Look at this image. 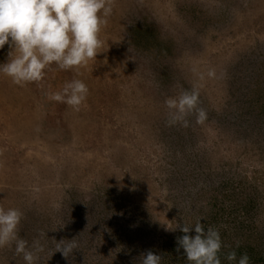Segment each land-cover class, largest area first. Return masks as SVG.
Segmentation results:
<instances>
[{"label":"rangeland","instance_id":"1","mask_svg":"<svg viewBox=\"0 0 264 264\" xmlns=\"http://www.w3.org/2000/svg\"><path fill=\"white\" fill-rule=\"evenodd\" d=\"M101 35L78 112L46 95L74 70L53 65L39 86L0 75V206L23 212L20 237L45 248L38 264H141L149 250L189 264L184 233L162 221L200 218L222 253L264 251V0H116ZM193 83L206 121L169 126L164 101ZM72 239L69 258L55 252ZM0 264L26 262L13 245Z\"/></svg>","mask_w":264,"mask_h":264},{"label":"clouds","instance_id":"2","mask_svg":"<svg viewBox=\"0 0 264 264\" xmlns=\"http://www.w3.org/2000/svg\"><path fill=\"white\" fill-rule=\"evenodd\" d=\"M116 0H0V49L7 44V61L0 63V75L7 77L18 86L36 83L38 86L46 79V73L55 65L59 71H75L71 80L65 81L58 91L46 93L49 101L64 103L74 111H80L87 100L89 87L78 78L81 69L95 61L104 51L102 32L108 25L114 11ZM199 81H204L205 73L193 67ZM208 78L216 77V70L209 69ZM202 83H193L192 87L171 95L165 101L167 124L190 127L189 117H195V123L203 125L207 119L206 110L200 106V88ZM39 130V129H37ZM23 212L17 208L0 206V249L15 245L16 255L23 256L26 264H38L39 255L45 248L40 240L28 241L19 235V225ZM167 224V229L177 228L184 235L177 237V252L182 248L189 264H221L220 252L223 242L218 229L209 227L207 231L201 223ZM195 230V235L189 233ZM41 235H43L41 233ZM239 247V244L236 245ZM231 247V246H227ZM77 242L60 240L56 251L69 258ZM224 258L233 264H250L247 253L239 259L235 250L225 253ZM141 264H161L162 255L151 250L142 254Z\"/></svg>","mask_w":264,"mask_h":264},{"label":"trees","instance_id":"3","mask_svg":"<svg viewBox=\"0 0 264 264\" xmlns=\"http://www.w3.org/2000/svg\"><path fill=\"white\" fill-rule=\"evenodd\" d=\"M231 250H235L237 254L242 255L244 253H247L250 259L254 262H258V264H264V251L259 250V248H256L254 246H239L237 248H233ZM230 251V250H229ZM220 258H221V263H223L225 253L220 252ZM226 264V263H223ZM228 264V263H227Z\"/></svg>","mask_w":264,"mask_h":264}]
</instances>
